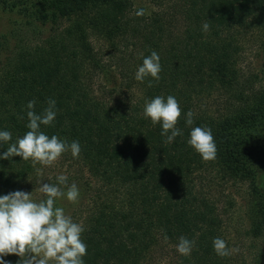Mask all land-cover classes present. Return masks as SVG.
I'll return each instance as SVG.
<instances>
[{
    "label": "trees",
    "instance_id": "trees-1",
    "mask_svg": "<svg viewBox=\"0 0 264 264\" xmlns=\"http://www.w3.org/2000/svg\"><path fill=\"white\" fill-rule=\"evenodd\" d=\"M251 42L256 73L243 68ZM152 51L160 79L136 80ZM170 95L183 134L167 143L144 108ZM49 99L56 119L41 131L81 147L59 158L80 168L67 175L78 201L59 185L54 206L79 215L84 264H264V0H0V131L12 133L0 155L30 131L28 102L42 114ZM195 127L211 129L214 160L188 143ZM58 176L0 160V197L40 202L35 190ZM181 236L195 242L189 255L176 249ZM217 237L231 255L216 253Z\"/></svg>",
    "mask_w": 264,
    "mask_h": 264
},
{
    "label": "clouds",
    "instance_id": "clouds-1",
    "mask_svg": "<svg viewBox=\"0 0 264 264\" xmlns=\"http://www.w3.org/2000/svg\"><path fill=\"white\" fill-rule=\"evenodd\" d=\"M143 10L137 11L136 15H143ZM209 24L205 22L203 29L207 31ZM162 67L160 57L152 51L150 56L143 60L135 74L138 81L152 77L160 79ZM149 86L151 82L149 81ZM36 101H29L27 112L30 131L10 144L5 152L0 155V160H11L12 157H22L24 161L29 159L42 165H52L63 153L71 151L73 157H78L81 147L78 141L70 144L53 135L49 138L41 125H51L56 119V101L49 99L48 107L42 114L33 111ZM144 115L150 118L153 125H162V136L166 137L167 143L183 133L177 127L181 117V106L174 96H157L146 102ZM193 113H187L186 124H193ZM12 133L0 131V142H9ZM188 143L201 155L205 161L214 160L217 154V146L210 128L195 127L190 132ZM59 184L43 183L36 191L43 193L45 200L35 202L33 193L14 191L0 197V264H6L3 257L16 255L21 259L18 264H84L82 259L87 254V246L81 239L84 231L80 224L66 215L64 209L55 207L56 198L65 195L59 185L67 188L66 198L70 202H77L79 189L75 183L67 184V176L61 174L57 177ZM194 241L184 236L179 238L176 245L181 255H189L194 246ZM213 246L216 253L221 257L231 255L232 250L227 247L222 238H214Z\"/></svg>",
    "mask_w": 264,
    "mask_h": 264
},
{
    "label": "rangeland",
    "instance_id": "rangeland-1",
    "mask_svg": "<svg viewBox=\"0 0 264 264\" xmlns=\"http://www.w3.org/2000/svg\"><path fill=\"white\" fill-rule=\"evenodd\" d=\"M259 43H249L245 48V54L243 57V68L246 71L249 72H259L262 66V61L260 58V55L258 53ZM49 171H51L52 174H58V175H65L67 176L69 173H77L80 171V168L76 166L74 163L70 161H65L64 159H58L56 162H54L52 165H49ZM36 191V190H35ZM38 193V191H36ZM40 193V192H39ZM39 194L33 193V200L37 199ZM72 212H70L68 215H70ZM74 214V213H73ZM72 214V215H73ZM80 214V212H79ZM71 215V217H72ZM73 221L76 222V220L79 219V215L77 218L72 217ZM233 237L235 239H238L235 234L233 233Z\"/></svg>",
    "mask_w": 264,
    "mask_h": 264
}]
</instances>
